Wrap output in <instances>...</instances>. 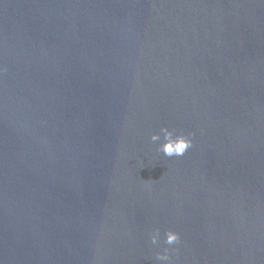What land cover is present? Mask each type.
Returning <instances> with one entry per match:
<instances>
[{"label": "water", "instance_id": "95a60500", "mask_svg": "<svg viewBox=\"0 0 264 264\" xmlns=\"http://www.w3.org/2000/svg\"><path fill=\"white\" fill-rule=\"evenodd\" d=\"M168 230L264 264V0H0V264H160Z\"/></svg>", "mask_w": 264, "mask_h": 264}, {"label": "clouds", "instance_id": "9594fccd", "mask_svg": "<svg viewBox=\"0 0 264 264\" xmlns=\"http://www.w3.org/2000/svg\"><path fill=\"white\" fill-rule=\"evenodd\" d=\"M194 135L195 133H177L176 129L170 130L169 128L164 127L161 129L160 133L151 136V141L156 143L162 140L158 145L157 151L162 152L165 156L170 158L182 157L193 147L194 141L192 137ZM160 240L161 233L159 228H157L151 233V243L153 245H158L160 244ZM180 241V233L168 230L164 239V243L168 245V247L164 248L162 252L156 254V260L160 262V264H171V253L177 251V249L172 246L179 244Z\"/></svg>", "mask_w": 264, "mask_h": 264}]
</instances>
